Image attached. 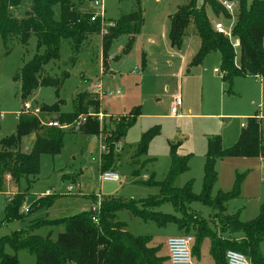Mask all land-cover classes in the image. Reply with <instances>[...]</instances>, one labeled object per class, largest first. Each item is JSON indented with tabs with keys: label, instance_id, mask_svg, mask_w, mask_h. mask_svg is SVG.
I'll return each instance as SVG.
<instances>
[{
	"label": "rangeland",
	"instance_id": "1",
	"mask_svg": "<svg viewBox=\"0 0 264 264\" xmlns=\"http://www.w3.org/2000/svg\"><path fill=\"white\" fill-rule=\"evenodd\" d=\"M217 1L222 6L224 2L233 4L232 11L226 9L230 17L214 15L209 5L205 10L214 30L221 33L219 29H222L230 37L239 3ZM251 1L247 0L249 4ZM187 3L188 0H141L144 24L140 32L135 36L120 35L110 44L105 56L100 35L90 36L78 50L69 40H62L59 59L50 61L43 69L45 74L63 80L58 94L55 87H42L23 98L19 75L36 55L44 53V47L39 46L35 35L30 36L26 45L15 37L4 44L0 36V142L14 133L17 114L24 111V102L40 109L57 104L58 113H72L77 96L89 92L99 97L100 122L111 124L109 122L129 116L137 108L141 112L113 151V172L119 176L118 182H101L99 167L101 155L106 152L102 145L106 143L102 135L74 129L81 127L84 117L66 124L70 128L62 129L65 133L61 153L42 155L39 174L29 177L30 189L21 207L22 214L36 199L46 196V192L58 195L51 206L35 209L24 219L5 221L6 207L20 189L8 176L2 178L0 238L26 229L34 220H59L90 210L96 204L95 196L96 199L115 198L139 205L140 201L159 195V184L170 172L172 146H177L179 157H188V169L177 177L174 187L183 188L191 182L193 194L200 196L209 138H219L222 147L228 149L238 141L247 119L257 116L261 118L264 142L263 80L246 75L234 77L231 84L223 80L220 73L214 72L215 69L222 71L221 55L217 52L209 53L200 64H193L201 47V38L195 33L193 24L188 26L181 46L171 45L170 18ZM101 8L106 23L137 10L135 0H102L100 6L83 1L79 6L82 12L95 13ZM30 9L31 0H22L12 9V16L23 18ZM55 15L56 18L60 15L58 6ZM232 42L238 65V43L236 39ZM97 87H100V94L93 93ZM177 98L181 105L176 107ZM43 116L39 114L41 120ZM151 131L157 132L148 145L147 154L139 155V144ZM33 142L34 136L24 138L22 151L28 152ZM263 164L264 157L229 156L216 162L218 180L211 196L216 198L219 192H232L237 175L242 176L238 198L226 204V211L228 214L239 212L244 223L256 219L264 205V172L260 167ZM151 178L153 184H148ZM190 209L204 220L215 219V212L198 200ZM154 212L178 216L170 202H164ZM117 215L131 234L149 238L151 247L161 246V254H168L166 241L169 238L180 236L173 223L162 227L126 209ZM62 230L61 226H45L34 233L56 239ZM260 251L264 257V241ZM6 252L16 254L20 264H36L34 256L26 251L15 252L7 246ZM192 261L194 264H215L208 239L202 243L200 255L193 256Z\"/></svg>",
	"mask_w": 264,
	"mask_h": 264
},
{
	"label": "trees",
	"instance_id": "2",
	"mask_svg": "<svg viewBox=\"0 0 264 264\" xmlns=\"http://www.w3.org/2000/svg\"><path fill=\"white\" fill-rule=\"evenodd\" d=\"M21 1L0 0V36L4 44L15 37L22 45H26L30 36L35 35L39 46L44 47V53L36 55L23 67L19 75L23 98L42 87H55L58 94L63 80L45 74L43 69L50 61L59 59L62 40H69L74 49L78 50L90 36L100 35L105 56L116 38L120 35L135 36L144 24L141 0H135V12L117 21H105L104 24L99 18L91 20L94 12L79 10L85 0H31V9L25 16L15 18L11 11ZM228 1L239 3V12L230 37L214 30L205 10L206 5H209L214 15L230 17L217 0H204L202 5L198 4V0H188L170 18L168 37L171 45L181 46L188 26L193 24L195 33L201 38V47L192 60L193 64H200L209 53L217 52L221 55L223 80L231 84L234 77L246 75L261 78L264 82V0H252L250 4L247 0ZM57 6L60 8V15L56 18ZM232 39H236L238 43V65ZM100 108L98 96L83 92L77 96L72 113H58L56 104L40 109L41 115L44 114L42 120L39 116L28 114L17 117L14 133L0 142V180L9 176L20 189L6 207L5 221L24 219L35 209L51 206L58 197L50 193L36 199L26 213L21 212L30 189L29 177L39 174L41 156L59 155L63 148L65 132L48 126L46 119L66 125L84 117L79 130L102 135L106 143V152L101 155L99 171L113 172L114 148L134 125L141 112L139 108L134 109L129 116L107 124L98 119ZM54 113H58L56 117H53ZM243 128L238 141L228 149L222 147L219 138L208 139L204 183L200 196L193 194L191 182L183 188L174 187L177 177L188 169V157H179L177 146H172L170 172L159 184V195L142 200L139 205L124 203L115 198H102L97 223L93 221L94 214L91 210L59 220L31 221L26 229L0 238V264H20L16 254L6 252L7 246L15 252H28L34 256L36 264H170L168 256L160 255L161 246H149V238L131 234L127 225L119 221L117 214L124 209L144 221H154L162 227L173 223L179 232L192 235V256L200 255V247L208 239L210 255L215 264H227L225 255L228 250L242 253L250 264H264L260 251L264 241V205L260 215L247 223L241 221L239 212L228 214L226 211V204L238 198L242 176L237 175L232 192H219L216 198L211 196L218 180L217 160L229 156L264 157L260 118H248ZM156 132L151 131L143 136L138 147L139 155L147 154L148 145ZM28 136H34V142L28 152H23V139ZM148 184H153L152 178ZM196 200L215 212L213 221L204 220L191 212L190 206ZM164 202H170L178 216L154 212ZM45 226H61L63 230L56 239L34 233L36 229Z\"/></svg>",
	"mask_w": 264,
	"mask_h": 264
},
{
	"label": "built area",
	"instance_id": "3",
	"mask_svg": "<svg viewBox=\"0 0 264 264\" xmlns=\"http://www.w3.org/2000/svg\"><path fill=\"white\" fill-rule=\"evenodd\" d=\"M88 4H94L95 6H100L102 0H85ZM223 6L225 9L232 11L233 4H230L228 2H224ZM99 18L102 23H105L104 19V12L101 9H99L98 12H95L91 18L92 21H95V19ZM219 29V28H218ZM221 33H225L224 30L219 29ZM214 72L220 73L223 76V72L219 71L218 69H215ZM262 80L261 78H259ZM93 93L100 94V87H97ZM118 94V93H117ZM24 111L22 113L17 114V117L19 118L23 114L33 115V116H39L41 113L40 108L33 107L30 102H24L23 104ZM181 105L180 98L176 99V107ZM82 118V117H81ZM80 118V119H81ZM45 122L50 127L60 128V129H67L70 128V126L67 125H61L57 121H49V119H46ZM76 131L79 130V127L74 128ZM102 149L105 150V146L102 145ZM9 177V176H8ZM7 178V177H6ZM10 179V177L8 178ZM100 180L102 181H113L118 182L120 181L119 176L114 172H106L101 173ZM72 188L69 189L71 191ZM50 194V192H46L45 195ZM102 203V198L98 197L96 199L95 206L91 207V212L94 214L93 221L98 222L97 214L100 211ZM194 242V237L192 235H184V236H177V237H171L166 241V247H167V256H168V262L170 264H191L192 262V245ZM227 264H250L248 259L240 252L234 251V250H228L225 255Z\"/></svg>",
	"mask_w": 264,
	"mask_h": 264
},
{
	"label": "crops",
	"instance_id": "4",
	"mask_svg": "<svg viewBox=\"0 0 264 264\" xmlns=\"http://www.w3.org/2000/svg\"><path fill=\"white\" fill-rule=\"evenodd\" d=\"M234 47H235V46H234ZM237 48H238V45H237ZM260 120H261V118H260ZM260 122H261V121H260ZM260 167H261V170H263V172H264V164L261 165ZM179 234H180V236H184V235H185V234L182 233V232H179ZM238 236H240V235H238ZM160 255H162V256H167L166 254H161V253H160ZM192 259H193V256H192ZM191 264H194L193 261L191 262Z\"/></svg>",
	"mask_w": 264,
	"mask_h": 264
},
{
	"label": "water",
	"instance_id": "5",
	"mask_svg": "<svg viewBox=\"0 0 264 264\" xmlns=\"http://www.w3.org/2000/svg\"><path fill=\"white\" fill-rule=\"evenodd\" d=\"M203 2H204V0H198V4H199V5H202Z\"/></svg>",
	"mask_w": 264,
	"mask_h": 264
}]
</instances>
